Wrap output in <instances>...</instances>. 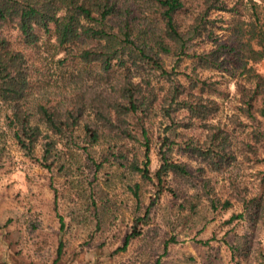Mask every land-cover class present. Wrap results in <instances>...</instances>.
I'll return each mask as SVG.
<instances>
[{
  "label": "rangeland",
  "instance_id": "obj_1",
  "mask_svg": "<svg viewBox=\"0 0 264 264\" xmlns=\"http://www.w3.org/2000/svg\"><path fill=\"white\" fill-rule=\"evenodd\" d=\"M115 1L132 11L129 39L135 50L142 47L159 59L169 75L127 54L113 60L107 72L67 52L60 63L65 51L53 38L40 34L36 45H26L14 26L1 28L30 65L25 106L42 137L35 158L25 155L7 119L10 105L0 100V264H264V99L254 101L253 117L248 115L245 101L253 84L230 55L219 69L194 70L191 59L178 61L162 52L163 23L154 0ZM254 1L264 16V0H182L176 21L184 31L198 23L203 30L191 50L208 52L228 40L236 21L249 17ZM220 5L226 9H216ZM252 66L264 76V58ZM188 76L198 78L197 86ZM126 79L149 96L148 107L139 112L145 135L133 115L125 117L134 138L102 127L88 107L93 97L103 104L120 102ZM202 80L211 86L202 88ZM175 86L181 93L173 99ZM182 100L213 107L207 117H196L186 107L177 108ZM81 102L86 105L78 125L67 136L54 135L55 149L40 161L45 137L54 136L39 121L37 106L64 113ZM86 125L96 130V141L86 134ZM210 132H219L229 156L219 169L184 149L186 144L212 146ZM166 137L168 156L188 173H169L166 189L147 209L155 187L132 166H143L148 148L153 174ZM209 198L218 202L216 209ZM225 201L229 205L223 208ZM233 215L240 217L230 220ZM138 217L140 233L123 247Z\"/></svg>",
  "mask_w": 264,
  "mask_h": 264
},
{
  "label": "trees",
  "instance_id": "obj_2",
  "mask_svg": "<svg viewBox=\"0 0 264 264\" xmlns=\"http://www.w3.org/2000/svg\"><path fill=\"white\" fill-rule=\"evenodd\" d=\"M154 1L163 23V40L158 42L162 52L173 53L178 61L183 58L191 59L194 70L196 68L219 69L224 65L225 56H232L235 68L240 70V74L246 75L253 84L251 94L245 101L246 112L253 117V102L259 98L264 99V76L256 73L252 66L253 63L264 58V16L258 11L259 4L252 2L249 17L236 21L227 41L221 42L214 50L198 53L191 50L192 41L203 29L198 23H194L184 31L178 27L176 21V16L183 7L182 0ZM216 7L218 10L226 9L221 5ZM5 24L14 26L26 45H36L40 34L53 38L56 46L65 51V57L59 59L60 63L66 61L67 52L71 57L78 58L80 62L94 63L103 72H107L112 67L113 60H121L127 54L151 64L160 70L161 74L169 75L170 73L164 69L159 59H155L142 47L135 50L133 42L129 39L130 29L134 25L132 11L129 7L123 9L120 5L118 6L115 0H0V100L10 105L11 113L7 119L13 129L14 139L24 154L33 159L36 145L42 137V130L38 123L31 121V113L25 106V99L31 88L30 65L24 54L15 50L2 35L1 28ZM116 26L119 29L116 30ZM80 40H92L95 44L91 47L81 46L79 45ZM73 46L78 47L73 48ZM38 74L44 75L42 71ZM190 80L193 86H197L198 78L194 80L190 78ZM201 84L202 88L211 86L205 80H202ZM119 92L120 102L103 104L97 97H93L90 99L92 104L88 107L93 109L101 126L110 132L119 131L126 137L134 138L135 135L126 126L129 122L125 119L133 115L137 120L136 125H140L141 132L145 135L139 112L143 113L148 107L149 96L143 92L138 83L129 79H126ZM180 93V89L175 86L172 98L178 97ZM78 99L82 98L78 97ZM81 103L64 113L40 104L37 106L38 119L53 136H57L56 138L67 136L72 132L73 127L78 125L80 116L83 114V107L86 103ZM179 107H186L192 116L205 118L213 106L192 104L182 100L177 102V108ZM263 110L264 108L261 109V114H264ZM85 132L93 142L98 139L96 130L87 125ZM55 136L45 137H48V140L42 145L40 161H46L51 150L55 149L57 143ZM220 139L222 140V137L219 132H210L209 140L212 146L203 149L194 144H186L184 149L215 163V169H219L222 163L229 159L228 154L223 151L224 143ZM165 146L167 148L163 149ZM170 149V142L166 137L158 151L160 164L153 174L148 167V148H146L143 166H132V169L137 171L145 182L155 187V196L151 198L147 209L155 204L159 195L166 189L164 183L169 173L181 176L188 173L183 164L170 159L168 156ZM133 193L137 195L136 190H133ZM209 201L211 207L216 209L218 202L214 198H209ZM228 205V201L222 203L223 208ZM147 213L148 210L145 212V218ZM234 217L240 216L233 215L230 220ZM141 222L142 218H135L133 231L126 236L123 247L129 243L131 238L139 235L140 231L136 229V225ZM60 253L61 246L58 247L57 255Z\"/></svg>",
  "mask_w": 264,
  "mask_h": 264
}]
</instances>
